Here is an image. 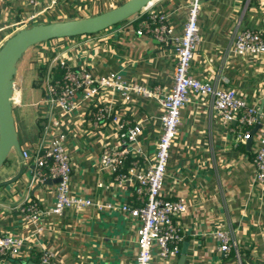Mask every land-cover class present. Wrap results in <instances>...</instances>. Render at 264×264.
Here are the masks:
<instances>
[{
    "label": "crops",
    "instance_id": "crops-1",
    "mask_svg": "<svg viewBox=\"0 0 264 264\" xmlns=\"http://www.w3.org/2000/svg\"><path fill=\"white\" fill-rule=\"evenodd\" d=\"M188 1L154 0L152 4L168 15L170 25L179 35ZM109 2L58 0L48 7L40 0L34 10L23 0H0L1 42L7 29L25 23L31 13H38L32 21L36 24L66 21L108 11ZM134 18L93 35L39 44L46 47L37 54V64H31L36 76L39 59L48 55L44 53L48 48L60 51L73 66H87L95 77L117 72L130 85L171 88L175 68L173 46L160 44L150 35L136 36L138 21ZM198 24L201 41L192 62V75L234 89L250 106L264 110V55L240 57L231 49L238 28L264 31L263 0H209L200 7ZM22 85V76L14 79L12 108L21 150L28 152L29 157L25 159L12 150L0 169V184L19 177L14 183L0 185V234L27 240L19 256L0 258V264H41L42 249L52 252L50 264H136L137 222L118 207L122 203L133 204L135 197L131 187H118L109 174L99 169V156L104 146L130 149L127 163L138 160L146 168L155 155L163 108L152 97L134 94L130 101H125L118 94L106 93L97 107L107 108V119L94 125L90 106L86 104L68 115L59 110L50 113L44 104V88L41 101L24 103ZM30 85L37 87L35 81ZM32 107L38 108L36 116ZM45 117L48 125L39 147L48 146L58 130L66 135L72 167L71 194L95 203H111L114 208L66 209L61 216L41 219L43 230L36 233L34 223L25 219L22 208L33 201L48 209L55 200L54 180L30 183L36 169L37 149H33V144L39 138L37 123ZM50 118L60 121L59 129L52 128ZM113 118L140 126L136 143L120 142ZM236 130V122L224 123L220 115L210 110L207 98L190 97L181 112L162 189L163 196L182 200L187 207L185 213L175 217L185 240L180 254L174 258L161 259L154 251L152 264H178L183 250L186 252L183 264H264V185L254 181L253 163L260 129L250 138L249 147L247 141L238 140ZM220 228L232 231L238 257L234 251L218 250L214 233Z\"/></svg>",
    "mask_w": 264,
    "mask_h": 264
},
{
    "label": "built area",
    "instance_id": "built-area-1",
    "mask_svg": "<svg viewBox=\"0 0 264 264\" xmlns=\"http://www.w3.org/2000/svg\"><path fill=\"white\" fill-rule=\"evenodd\" d=\"M23 1L34 10L40 4V0ZM201 1H188L183 31L179 35L175 34L174 28L170 25L168 15L155 9L152 3L135 15L134 21H138V27L134 31L136 36L150 35L160 44L173 46L175 68L171 88L162 86L142 88L130 85L117 72L95 77L87 66H73L60 51L53 49L46 48L44 53L48 55H42L39 59L40 64L47 66L41 81L45 90L44 104L50 113L59 110L62 115H68L83 104L92 109L101 104L99 99L106 93L118 94L125 101H130L134 94L152 97L157 99L163 108V114L159 118L161 132L155 155L146 168H142L138 160L127 163L130 149L104 146L99 156V169L109 174L118 187L124 189L131 187L135 197L133 204L122 203L118 207L137 222L136 264H152L154 251L161 259L174 258L180 254L181 244L185 240L184 231L175 217L185 213L187 207L182 200H171L163 196L162 189L168 173L171 147L181 123V112L192 95L207 98L210 110L220 115L224 123L236 122L237 138L241 142L249 140L251 130L260 125L258 149L253 161L254 181L264 185V110L260 111L250 106L234 89H225L215 82H204L192 75V62L201 41L198 24ZM44 2L50 7L58 0ZM37 16L38 13H31L25 22L35 20ZM1 36L0 31V38ZM231 45L233 53L240 57L262 56L264 31L249 27L238 28ZM90 109L94 125L107 119V108L97 107L95 112H91ZM113 121L117 124L122 144L136 143L141 131L140 126H130L129 121L125 119L113 118ZM50 122L52 128H60L58 119L52 118ZM65 142L66 135L58 130L51 143L48 146L42 144L34 157L36 169L32 172L30 183H44L49 179L60 180L56 183L55 200L50 208L42 209L33 201L27 202L22 208L25 219L34 223L36 233L43 230L39 224L41 219L54 215L61 216L66 209L83 210L94 207L98 211H104L114 208L111 203H95L91 199L71 194L72 167ZM137 150L140 153V150ZM22 155L25 159L29 157L26 151H22ZM214 235L220 252L234 251L237 257L239 256L237 242L231 230L220 228ZM26 240L17 235L0 234V258L19 256ZM52 256L50 250L42 249L41 264H50Z\"/></svg>",
    "mask_w": 264,
    "mask_h": 264
},
{
    "label": "water",
    "instance_id": "water-1",
    "mask_svg": "<svg viewBox=\"0 0 264 264\" xmlns=\"http://www.w3.org/2000/svg\"><path fill=\"white\" fill-rule=\"evenodd\" d=\"M154 0H126L120 6L95 16L54 21L50 23H38L28 28L19 29L9 38L5 39L0 46V169L5 164L8 155L12 150L22 154L18 133L13 116L12 100L14 93V76L17 72V65L22 56L33 46L41 43L63 38L93 35L105 31L111 27L137 15L143 8ZM209 0H202L201 5ZM39 138L33 144V149H38L45 136L48 125V117L37 123ZM260 129L257 125L250 133V138ZM247 140L249 147L251 142ZM16 177L0 185H9L17 181ZM60 180H54L58 183ZM185 250L182 251L178 264L185 262ZM27 264H36L29 262Z\"/></svg>",
    "mask_w": 264,
    "mask_h": 264
},
{
    "label": "rangeland",
    "instance_id": "rangeland-1",
    "mask_svg": "<svg viewBox=\"0 0 264 264\" xmlns=\"http://www.w3.org/2000/svg\"><path fill=\"white\" fill-rule=\"evenodd\" d=\"M105 1H109V0H105ZM124 2H126V0H110L109 5H111V9H112V8L117 7V6H120ZM34 24H36V23L31 21V22L21 23V25H18V26L14 25L13 27L7 29V34L5 33L6 35H5V38L3 41H5V39H7L11 35H13L19 29L28 28ZM1 35H2V33H1ZM42 45H36V46H33L30 49H28L27 52L19 60L18 65H17V72L14 76V79L15 78L18 79L19 76H22V78H23V84L24 85H22V92H23L22 101L24 103H35V102L41 101V99H42V93H43L44 87L42 86L43 84H41V82L38 80L39 77L36 76L35 71L33 69V65H31L33 63L37 64V62H35V60L36 61L38 60L37 54L40 53L46 47V46H44V44H42ZM35 67H37V65H35ZM33 81L36 82L37 87H32L30 85L31 82H33ZM31 110L33 112H35L34 116H36V112H37L38 108L32 107Z\"/></svg>",
    "mask_w": 264,
    "mask_h": 264
},
{
    "label": "trees",
    "instance_id": "trees-1",
    "mask_svg": "<svg viewBox=\"0 0 264 264\" xmlns=\"http://www.w3.org/2000/svg\"><path fill=\"white\" fill-rule=\"evenodd\" d=\"M46 69H47V66L46 65H44V64H40L39 65V68H38V77H39V81L40 82H41V78L43 76V73L46 71ZM41 84H42V82H41ZM128 163H129V159H128Z\"/></svg>",
    "mask_w": 264,
    "mask_h": 264
}]
</instances>
